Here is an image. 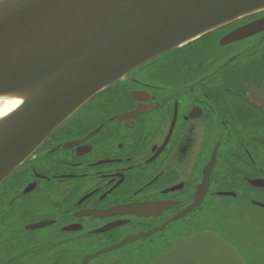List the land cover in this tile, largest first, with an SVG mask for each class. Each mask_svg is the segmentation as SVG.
<instances>
[{
    "label": "flooded vegetation",
    "instance_id": "1",
    "mask_svg": "<svg viewBox=\"0 0 264 264\" xmlns=\"http://www.w3.org/2000/svg\"><path fill=\"white\" fill-rule=\"evenodd\" d=\"M262 19L138 67L59 126L0 185V264H154L203 233L264 264V97L247 88L264 90V30L226 39Z\"/></svg>",
    "mask_w": 264,
    "mask_h": 264
},
{
    "label": "water",
    "instance_id": "2",
    "mask_svg": "<svg viewBox=\"0 0 264 264\" xmlns=\"http://www.w3.org/2000/svg\"><path fill=\"white\" fill-rule=\"evenodd\" d=\"M263 9L264 0H1L0 97L21 105L0 119V185L98 93L159 56ZM260 30L264 19L226 39ZM247 88L255 99L264 97V90ZM154 264L247 263L225 240L203 233Z\"/></svg>",
    "mask_w": 264,
    "mask_h": 264
},
{
    "label": "bare ground",
    "instance_id": "3",
    "mask_svg": "<svg viewBox=\"0 0 264 264\" xmlns=\"http://www.w3.org/2000/svg\"><path fill=\"white\" fill-rule=\"evenodd\" d=\"M21 105L16 98L0 97V119L10 115Z\"/></svg>",
    "mask_w": 264,
    "mask_h": 264
}]
</instances>
